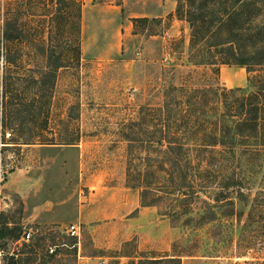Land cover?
Wrapping results in <instances>:
<instances>
[{
	"label": "rangeland",
	"instance_id": "obj_1",
	"mask_svg": "<svg viewBox=\"0 0 264 264\" xmlns=\"http://www.w3.org/2000/svg\"><path fill=\"white\" fill-rule=\"evenodd\" d=\"M93 2L121 7L117 55L105 60L80 49L78 61L69 59L55 76L40 77L27 69L43 67L49 51L52 63L71 55L78 0L65 2L71 20L65 25L49 21L57 0H0V83L7 74L13 90L6 126L0 123V221L18 237L4 229L0 264H77L78 254L102 256L105 264L166 254H181V264H264V152L236 173L245 195L235 201V212L242 211L238 218L226 215L231 208L225 202L217 218L200 227L173 221L156 206L158 220L146 230L145 224L126 220L136 210L117 214L118 203L126 200L131 208L139 197V188L127 185L126 167L129 140L140 145L147 139L138 125L142 108H156L163 87L206 82L220 87L229 77L240 82L244 69L222 65L213 78L209 67L188 62L189 25L175 14L177 0ZM137 17L148 20L133 22ZM99 22L92 25L106 41L110 26L101 28ZM5 28L13 36L8 66L1 49ZM14 106L20 107L17 115ZM148 120L151 130L152 115ZM23 139L35 143H13ZM133 151L142 154L143 148ZM83 204L88 211L82 217ZM78 217L76 245L66 228ZM27 229L31 239L25 242L21 235ZM48 245H55L53 254Z\"/></svg>",
	"mask_w": 264,
	"mask_h": 264
},
{
	"label": "trees",
	"instance_id": "obj_2",
	"mask_svg": "<svg viewBox=\"0 0 264 264\" xmlns=\"http://www.w3.org/2000/svg\"><path fill=\"white\" fill-rule=\"evenodd\" d=\"M69 1L57 0L59 7L49 17L51 24L71 22L70 13L64 9ZM81 6L78 0L70 57L52 63V50L43 67L34 65L28 71L52 77L68 66L69 59L79 60ZM175 14L189 25L187 53L193 67H209L217 78L220 66L236 65L244 68L248 85L227 88L206 82L163 87L161 103L153 110L142 108L138 125L147 139L140 145H130L129 140L126 181L129 187L139 188L141 206H156L160 214L173 221L200 227L217 218L223 202L231 208L226 215L241 216L242 211L235 212V201L245 195L240 189L242 178L236 173L251 167L250 161L264 152V0H177ZM2 37L3 60L8 66L13 63L9 52L13 36L5 28ZM12 92L11 78L5 74L0 83L2 126H6ZM19 109L14 106L12 111L17 115ZM151 115L153 128L149 130ZM13 143L35 142L23 139ZM139 148L143 153L134 154ZM261 199L264 202V193ZM0 224L1 239L4 229L18 239L13 235L15 228L4 221ZM127 264H181V254L139 255Z\"/></svg>",
	"mask_w": 264,
	"mask_h": 264
},
{
	"label": "crops",
	"instance_id": "obj_3",
	"mask_svg": "<svg viewBox=\"0 0 264 264\" xmlns=\"http://www.w3.org/2000/svg\"><path fill=\"white\" fill-rule=\"evenodd\" d=\"M100 20V27H108L109 38L106 41H101L100 35L98 34V27L92 25V23H97ZM99 26V24H98ZM131 26V24H130ZM80 49L81 54L91 51L96 55L101 56L103 59L107 60L117 55L120 50V40H121V7L118 4H98L93 2V0H83L81 8V38H80ZM94 55V54H93ZM239 67V66H238ZM244 69L242 67H239ZM240 80V79H239ZM246 81V72L244 70V75L241 77L240 82H236L234 78L229 77V80H223V85L227 87H243ZM118 210L117 214L121 217L126 216L129 212L136 210V214L133 217L127 218L128 222L134 221L137 223L145 224L143 229L146 230L147 227L152 226L155 220H158V216L155 206H141L139 203V197L135 200L131 208H128L127 201L124 200L122 203L117 204ZM80 215L86 214L88 207L84 204L79 206ZM81 218L78 217L74 219L71 224H78ZM85 220V218L83 219ZM43 222L51 224L53 221L50 219H45ZM128 240V239H126ZM159 257V256H150ZM77 264H105V259L102 256H85L78 254Z\"/></svg>",
	"mask_w": 264,
	"mask_h": 264
},
{
	"label": "built area",
	"instance_id": "obj_4",
	"mask_svg": "<svg viewBox=\"0 0 264 264\" xmlns=\"http://www.w3.org/2000/svg\"><path fill=\"white\" fill-rule=\"evenodd\" d=\"M66 233L76 239V245L79 243L80 235H81V227L79 224H70L66 228ZM21 239L25 242H28L31 239V229H27L24 231L21 235ZM48 252L50 254H53L56 250L55 245H48L47 247ZM101 263H105L104 261H101Z\"/></svg>",
	"mask_w": 264,
	"mask_h": 264
}]
</instances>
